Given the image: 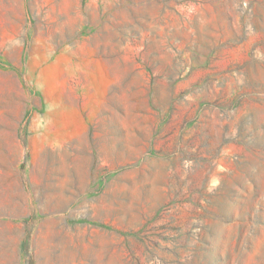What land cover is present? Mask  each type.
I'll use <instances>...</instances> for the list:
<instances>
[{"label":"rangeland","instance_id":"374dc122","mask_svg":"<svg viewBox=\"0 0 264 264\" xmlns=\"http://www.w3.org/2000/svg\"><path fill=\"white\" fill-rule=\"evenodd\" d=\"M0 264H264V0H0Z\"/></svg>","mask_w":264,"mask_h":264}]
</instances>
